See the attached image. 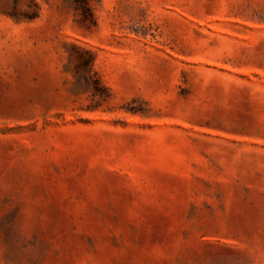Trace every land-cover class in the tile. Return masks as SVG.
<instances>
[{"label":"rangeland","instance_id":"1","mask_svg":"<svg viewBox=\"0 0 264 264\" xmlns=\"http://www.w3.org/2000/svg\"><path fill=\"white\" fill-rule=\"evenodd\" d=\"M85 2L0 0V264H264V0Z\"/></svg>","mask_w":264,"mask_h":264},{"label":"trees","instance_id":"2","mask_svg":"<svg viewBox=\"0 0 264 264\" xmlns=\"http://www.w3.org/2000/svg\"><path fill=\"white\" fill-rule=\"evenodd\" d=\"M73 1L76 3L78 9L81 11V14L83 15L84 19L87 18L88 14H90V8L86 4L85 0H73Z\"/></svg>","mask_w":264,"mask_h":264}]
</instances>
